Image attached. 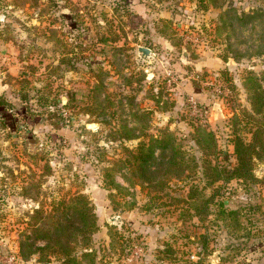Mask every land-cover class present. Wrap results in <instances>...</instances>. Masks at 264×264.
<instances>
[{
    "label": "rangeland",
    "instance_id": "374dc122",
    "mask_svg": "<svg viewBox=\"0 0 264 264\" xmlns=\"http://www.w3.org/2000/svg\"><path fill=\"white\" fill-rule=\"evenodd\" d=\"M2 101L0 264H61L19 241L78 193L98 225L78 264H186L199 245L200 264L264 256V0H0ZM162 129L183 173L129 184L123 148ZM237 136L255 145L243 176L207 185L205 164L237 165Z\"/></svg>",
    "mask_w": 264,
    "mask_h": 264
},
{
    "label": "trees",
    "instance_id": "16d2710c",
    "mask_svg": "<svg viewBox=\"0 0 264 264\" xmlns=\"http://www.w3.org/2000/svg\"><path fill=\"white\" fill-rule=\"evenodd\" d=\"M99 90L100 88H93L95 100ZM195 95L193 96L197 99L202 98V93H195ZM260 104L262 105L263 102ZM5 105V102H0V113L4 116L9 115V112L5 110L7 108ZM85 113L92 114L93 112L89 110ZM194 129L197 135L194 141L200 144L202 137H208V134L201 124L194 126ZM254 138H256L255 133H253ZM180 144L179 138L174 132L162 129L158 136L152 137L148 143L140 142L134 149L124 147L125 159L121 163L129 171L125 178L126 181L129 184L137 185L141 181L151 182L158 176L157 184L167 185L171 178L180 176L186 167L184 164L186 160ZM233 144L237 165L231 169L225 166L223 170H218L216 167H211L209 163L205 164L202 172L208 179L207 185H212L220 179L243 176L241 170L248 161V151L253 150L255 145L253 142L245 143L239 136L235 137ZM157 157L160 158L159 161L155 160ZM110 170L112 168L105 169L106 172ZM145 174H148L149 177H146ZM107 186L118 187L113 179L107 183ZM163 186L160 189H163ZM221 206L227 207L223 201ZM39 211L38 209L36 212ZM38 219L40 225L36 226L30 234L23 233L21 236L19 241L21 256L27 258L36 254L39 260L45 263L49 262L50 257H54L60 259L61 264H78V251L81 253V257L90 255L91 235L98 230V225L93 205L86 195L78 193L68 202L60 200L50 213H39ZM36 241H43L45 244L35 245Z\"/></svg>",
    "mask_w": 264,
    "mask_h": 264
},
{
    "label": "built area",
    "instance_id": "2783aa9c",
    "mask_svg": "<svg viewBox=\"0 0 264 264\" xmlns=\"http://www.w3.org/2000/svg\"><path fill=\"white\" fill-rule=\"evenodd\" d=\"M189 101L191 102V104L193 105V109L196 108V99L193 97V96H189ZM203 253V248L202 246H198L196 248V251L195 252H191L189 255H188V258L186 260V264H200V261H201V255Z\"/></svg>",
    "mask_w": 264,
    "mask_h": 264
},
{
    "label": "crops",
    "instance_id": "0c3cea01",
    "mask_svg": "<svg viewBox=\"0 0 264 264\" xmlns=\"http://www.w3.org/2000/svg\"><path fill=\"white\" fill-rule=\"evenodd\" d=\"M139 47H142V46H139ZM138 47V48H139ZM215 255V258H213V256ZM214 255H212V257L210 258L209 256H207V257H209V259L207 258V260H206V263L205 264H211V263H214V264H224V261H221L220 259H219V255H217L216 253L214 254ZM264 255V254H263ZM202 257H203V253H202V255H201V259H202ZM212 259H214L215 260V262H212L213 260ZM262 259H264V256H262L260 259H259V261H253V262H249L248 264H264V260H262ZM202 262V261H201ZM232 264V263H231Z\"/></svg>",
    "mask_w": 264,
    "mask_h": 264
},
{
    "label": "water",
    "instance_id": "95a60500",
    "mask_svg": "<svg viewBox=\"0 0 264 264\" xmlns=\"http://www.w3.org/2000/svg\"><path fill=\"white\" fill-rule=\"evenodd\" d=\"M139 49H140V51H141L142 53H144V54H147L148 51H149V49L146 48V47H139Z\"/></svg>",
    "mask_w": 264,
    "mask_h": 264
}]
</instances>
